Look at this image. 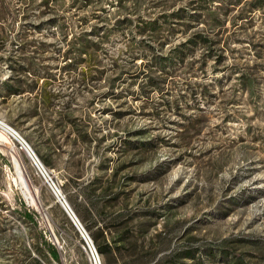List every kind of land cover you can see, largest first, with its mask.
Masks as SVG:
<instances>
[{"label":"rangeland","instance_id":"obj_1","mask_svg":"<svg viewBox=\"0 0 264 264\" xmlns=\"http://www.w3.org/2000/svg\"><path fill=\"white\" fill-rule=\"evenodd\" d=\"M254 4L0 0V120L60 189L97 264L188 250L204 264H224L205 250L264 264V8ZM10 145H0V264H90ZM14 159L38 205L16 186Z\"/></svg>","mask_w":264,"mask_h":264},{"label":"built area","instance_id":"obj_2","mask_svg":"<svg viewBox=\"0 0 264 264\" xmlns=\"http://www.w3.org/2000/svg\"><path fill=\"white\" fill-rule=\"evenodd\" d=\"M9 139L12 141L15 150L29 159L30 164L35 169V173L43 179L44 184L49 188V190L56 198L57 202L61 205L64 212L70 219L71 223L74 225L79 235L81 236L82 241L84 242V250L90 264H95L93 259V252L96 251L95 249H93L92 243L88 239V236L86 237L84 228L77 219L76 215L74 213H70L69 205L60 189L57 187L54 181L49 178L48 173L45 171V168L34 155V153L29 152L27 149H25V146L23 145V140L21 138L12 137L11 134H9Z\"/></svg>","mask_w":264,"mask_h":264},{"label":"bare ground","instance_id":"obj_3","mask_svg":"<svg viewBox=\"0 0 264 264\" xmlns=\"http://www.w3.org/2000/svg\"><path fill=\"white\" fill-rule=\"evenodd\" d=\"M9 134H11L12 137L21 138L5 122L0 120V145L1 146L6 147V148H11L10 142L12 143V141L9 139ZM23 145L25 146V149H27L29 152H32L29 145L24 140H23ZM12 147H13L14 151L17 152L15 150L13 144H12ZM13 170H14L13 172L15 174V184L20 189L22 194L25 196L27 202H29L30 205H33V206L38 205L39 196L37 194V191L35 189H32V186H33L32 182L29 180L27 173H26V170L22 166L21 161H19L18 159L13 160ZM70 213H71V211H70ZM93 259H94V263L97 264L96 255L94 252H93Z\"/></svg>","mask_w":264,"mask_h":264},{"label":"trees","instance_id":"obj_4","mask_svg":"<svg viewBox=\"0 0 264 264\" xmlns=\"http://www.w3.org/2000/svg\"><path fill=\"white\" fill-rule=\"evenodd\" d=\"M255 1V7L258 9H263L264 7V3H262L263 0H254ZM149 85L152 87L156 86V83H153L152 81H149ZM25 216H30L29 214L25 213ZM121 238H125L124 235L121 236ZM95 242L96 239L94 238ZM98 252L103 255V256H107V258L109 256H112V251L106 247V249H102L100 247L97 248ZM205 254H208L209 256L213 257L215 256V254H219L221 259L223 260L222 262L224 264H245L243 261V258H241L240 256H236L233 255L231 252L229 251H225V250H205L204 251ZM51 254L53 259L58 260V254L56 252L55 249L51 250ZM196 253L193 250H188L186 252H183L182 254H177V255H172L170 257H167L165 260L159 262L158 264H185L183 262H181L182 259H188L191 260L193 262V264H204L203 261H201V259H196ZM229 257H231V260H229ZM233 262V263H232Z\"/></svg>","mask_w":264,"mask_h":264}]
</instances>
